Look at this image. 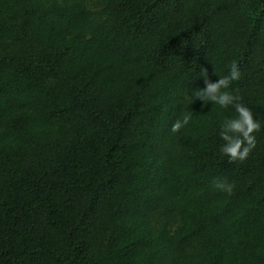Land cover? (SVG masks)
<instances>
[{
	"label": "trees",
	"instance_id": "obj_1",
	"mask_svg": "<svg viewBox=\"0 0 264 264\" xmlns=\"http://www.w3.org/2000/svg\"><path fill=\"white\" fill-rule=\"evenodd\" d=\"M0 264H264V0H0Z\"/></svg>",
	"mask_w": 264,
	"mask_h": 264
},
{
	"label": "clouds",
	"instance_id": "obj_2",
	"mask_svg": "<svg viewBox=\"0 0 264 264\" xmlns=\"http://www.w3.org/2000/svg\"><path fill=\"white\" fill-rule=\"evenodd\" d=\"M203 76L205 77V87L195 89L192 95L194 99L202 100L205 104L212 102L214 105L223 108L229 106L235 108L238 115L235 118L226 119L221 124L220 136L224 143L221 145L220 151L229 157V162H243L256 146V137L253 134L260 130V124L254 118L252 110L241 102V97L224 90L230 86L232 80L239 78L238 64L232 61L229 65V74L219 76L220 78L216 82L208 78L207 69ZM190 119L189 114H184L182 118L173 122L170 131L172 133L179 132L182 127L189 123ZM212 184L216 190L229 195L233 193L235 188L234 183L223 177L214 178Z\"/></svg>",
	"mask_w": 264,
	"mask_h": 264
}]
</instances>
